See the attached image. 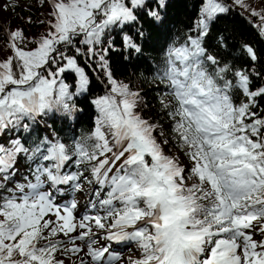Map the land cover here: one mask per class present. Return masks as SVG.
<instances>
[{"label": "trees", "instance_id": "obj_1", "mask_svg": "<svg viewBox=\"0 0 264 264\" xmlns=\"http://www.w3.org/2000/svg\"><path fill=\"white\" fill-rule=\"evenodd\" d=\"M8 7L7 36L0 28V264H46L47 249L37 250L18 225L25 209L33 210V224L44 213L13 192L53 168L50 149L59 145L65 175L101 172L113 160L101 176L119 170L134 177L137 187L118 214L134 201L136 214L123 222L140 229L148 261L163 253L155 248L162 221L150 217L173 196L202 258L223 217L203 189L213 169L205 143L167 78L172 50L191 38L202 50L197 69L233 110L229 131L251 143L254 158L237 178L252 189L251 221L264 241V0H25ZM137 140L145 146L141 160L133 155Z\"/></svg>", "mask_w": 264, "mask_h": 264}, {"label": "rangeland", "instance_id": "obj_2", "mask_svg": "<svg viewBox=\"0 0 264 264\" xmlns=\"http://www.w3.org/2000/svg\"><path fill=\"white\" fill-rule=\"evenodd\" d=\"M10 4L24 5L25 0H0V28L5 36L3 18ZM201 54L195 38L189 39L187 45L173 49L167 78L171 92L201 134L213 167L203 189L210 197V208L223 217L214 228L215 243L204 250L200 260L195 259L198 254L194 247L187 250L180 247L179 239L189 238L194 245L196 238L187 235L182 225V213L175 212L178 203L173 196L168 205H161L155 217L162 221L155 248H163L164 253L156 256L157 261L150 262L151 256H146L149 246L141 242L140 229L123 222L128 215L136 214L134 201L129 203L125 213L118 214V208L129 198L128 193L137 187L132 175L108 170L105 177L101 176L106 163L101 166V172L84 170L79 177L60 172L56 179L54 169L45 167L36 183L31 182L13 194L26 202H34V206L44 213L39 223L33 224V210L25 209L18 225L24 226L25 233L34 239L37 250L47 249L46 264H205L202 260L208 263L212 257L219 260L218 264H227L224 261L228 260L231 264H264V241L255 237L257 226L251 221L254 207L249 205L246 197L252 189L237 178L241 168H250L247 158L251 143L229 131L234 120L233 110L223 93L212 88L197 69ZM240 84H245L244 77L240 78ZM124 126L133 136L130 126L125 122ZM63 150L61 145L52 148L55 161H65V157L68 162ZM144 152L145 146L137 140L133 155L141 160ZM252 158L251 155L248 159ZM198 159L202 161V158ZM60 179L70 181V185L61 187ZM152 180L150 193L155 195L157 204L160 202L156 195L160 192L161 178L155 176Z\"/></svg>", "mask_w": 264, "mask_h": 264}, {"label": "bare ground", "instance_id": "obj_3", "mask_svg": "<svg viewBox=\"0 0 264 264\" xmlns=\"http://www.w3.org/2000/svg\"><path fill=\"white\" fill-rule=\"evenodd\" d=\"M54 158H55V155L53 156ZM62 166H63V160L62 159H60V160H56L55 161V166H54V171H55V174H56V179H58V176H59V173H60V171H61V169H62ZM47 184V183H46ZM58 184L61 186V187H63L62 186V184H60L59 182H58ZM47 186H51L50 184H47ZM53 189H55V187L53 188ZM160 231H161V229H159ZM160 236V235H159ZM160 238V237H159ZM162 248H158V251H160ZM225 263H227V264H231V260H228V261H224ZM206 264V263H205Z\"/></svg>", "mask_w": 264, "mask_h": 264}]
</instances>
